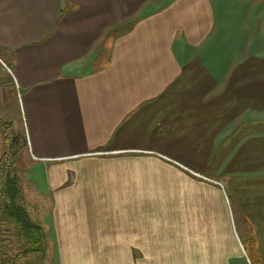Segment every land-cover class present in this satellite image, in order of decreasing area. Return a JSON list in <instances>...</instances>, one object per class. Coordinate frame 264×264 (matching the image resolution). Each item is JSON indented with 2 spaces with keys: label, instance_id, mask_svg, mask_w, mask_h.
<instances>
[{
  "label": "crops",
  "instance_id": "1",
  "mask_svg": "<svg viewBox=\"0 0 264 264\" xmlns=\"http://www.w3.org/2000/svg\"><path fill=\"white\" fill-rule=\"evenodd\" d=\"M256 2L0 0L49 264H264Z\"/></svg>",
  "mask_w": 264,
  "mask_h": 264
},
{
  "label": "trees",
  "instance_id": "2",
  "mask_svg": "<svg viewBox=\"0 0 264 264\" xmlns=\"http://www.w3.org/2000/svg\"><path fill=\"white\" fill-rule=\"evenodd\" d=\"M4 123L5 121H1ZM0 122V124H1ZM10 128V124L7 122ZM0 154V264H27L45 258L48 234L33 208L25 203L21 142L10 129L3 131ZM36 209V208H35Z\"/></svg>",
  "mask_w": 264,
  "mask_h": 264
},
{
  "label": "rangeland",
  "instance_id": "3",
  "mask_svg": "<svg viewBox=\"0 0 264 264\" xmlns=\"http://www.w3.org/2000/svg\"><path fill=\"white\" fill-rule=\"evenodd\" d=\"M254 1L260 2L261 5L264 8V0H254ZM1 73H2V68H0V76L2 75ZM6 80H8L7 79V75H6ZM8 98H9L8 99L9 100L8 104H10L9 105V110L10 111L8 113H6L7 116H5V117H6L7 120H9V124L11 126L10 128H11L12 132L14 134H18L20 139H21L22 122H21V117H20L19 102H18V99H17L16 95H13L12 92L8 95ZM2 114H5V112L1 113V111H0V116H3ZM0 121H3V119L1 117H0ZM10 128L8 127V129H10ZM1 131L2 130H0V154L3 151V137H2V132ZM20 142H21V140H20ZM28 162H29L30 166L34 165V164H31L32 161H28ZM24 190H25V203L24 204H26V206L30 208V203L32 201H34L36 199V197L32 196V194L30 193V189L25 184H24ZM27 264H49V261H48L47 256L45 258L38 257L36 259V261L28 262Z\"/></svg>",
  "mask_w": 264,
  "mask_h": 264
},
{
  "label": "flooded vegetation",
  "instance_id": "4",
  "mask_svg": "<svg viewBox=\"0 0 264 264\" xmlns=\"http://www.w3.org/2000/svg\"><path fill=\"white\" fill-rule=\"evenodd\" d=\"M0 130H2L1 132L3 133V131L8 130V126H7V122H4L0 124Z\"/></svg>",
  "mask_w": 264,
  "mask_h": 264
}]
</instances>
